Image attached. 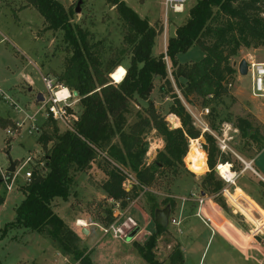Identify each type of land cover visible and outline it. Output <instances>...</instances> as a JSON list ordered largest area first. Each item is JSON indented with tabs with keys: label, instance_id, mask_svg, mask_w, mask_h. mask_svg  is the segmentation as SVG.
<instances>
[{
	"label": "rangeland",
	"instance_id": "374dc122",
	"mask_svg": "<svg viewBox=\"0 0 264 264\" xmlns=\"http://www.w3.org/2000/svg\"><path fill=\"white\" fill-rule=\"evenodd\" d=\"M79 1L80 11L76 13ZM122 1L155 29L157 36L152 56L159 57L165 52L166 41L185 23L189 10L199 0H187L185 11L180 15L170 12L166 14L164 0ZM59 2L66 10H71L72 24L86 33L89 45L95 46L94 51L101 57L102 68L109 60L121 64L110 75L113 83L120 82L130 62V46L124 40L126 31L116 10L109 6L106 0ZM70 55L63 40V31L47 30L43 18L33 7L24 0H0V90L8 94L11 100L25 111L17 112L11 106V101L0 99V117L10 118L12 128L9 129L13 133L8 135L6 129L0 128L1 171L6 172L10 162L19 165L27 157L44 164L45 152L37 143V138L48 118L45 107L41 110L46 100L37 102L35 95L40 91L44 94V99L48 98L42 78H48L58 85L57 78L63 73ZM203 55L198 47L193 46L177 57V65L197 62ZM243 60L247 65L250 61L264 62V46L256 49L241 48L231 59V64L236 70L234 81L228 87L229 96L224 99V104L216 107L220 119L233 121L237 117L246 118L253 128H258L259 134L264 136V100L253 96L250 74L239 75L238 65ZM167 67L171 80V73L176 68L169 62ZM172 87L180 97L174 84ZM30 88L32 90H29ZM19 94L23 100L17 97ZM170 94L168 85L156 77L150 97L132 104V111L126 116V128L138 120L137 114L146 116L149 102L165 117L171 128L179 127V120L168 114L172 104ZM14 95L18 100L12 98ZM74 100L77 99L73 98L71 101ZM80 111L77 102L73 105V112L78 116ZM188 112L197 128L210 131L207 125L208 108H202L200 102L195 101L194 109L188 107ZM27 115H34L35 121L29 120ZM15 122L21 123V127H16ZM57 125L60 132L68 129L59 122ZM214 136L222 154V157L218 156L216 168L222 165V159H227L229 161L226 167L229 170L231 165L230 171L235 173L233 183H228L225 191H222V200L216 198L215 202L210 196L202 193L200 182L208 173L205 157L194 161L204 162L197 166L196 172L189 168L191 165H187L184 158L183 168L177 177L168 175L160 179L151 188L150 194L140 193L138 198L129 202L123 217L114 219L115 225H122L130 218L136 222L138 229L131 240H117L115 247L118 246L120 250L114 253L113 248L111 257L104 255L103 260H107L105 264H142L133 254L136 250L133 242L136 240L143 245L155 231V213L151 216L153 206L157 207L156 210L169 208L166 231L157 238L153 250L158 262L170 264L169 257L178 247L182 258L179 264H264V149L257 153L258 144L253 140L241 138L232 123L227 121L219 123V130ZM145 138L149 144L146 162L150 163L163 148V141L154 130H147ZM222 139L225 141L224 150L218 145ZM260 142L263 144V141ZM192 143L203 151L202 137L190 141L189 148ZM186 159L194 163L187 157ZM99 163L98 158L91 163L86 173L77 179L68 201L55 198L51 202L53 213L78 235L79 248L88 258L91 249L100 239L112 238L102 232V227L106 226L103 219L108 210L116 213V203L108 199L101 190L105 176L98 168ZM40 170L45 172L44 168ZM24 172L25 170L16 178L10 191L6 190L3 183L0 184V194L4 196V203L0 206V264H75L77 261L71 255L59 251L46 235L17 225L15 208L24 198L20 189L25 186ZM203 172L205 173L202 174ZM216 173L218 178L223 180L217 171ZM124 187L128 191L131 182H126ZM200 200H203L202 205ZM222 202L225 207H221ZM78 219L82 220L84 227L77 225ZM173 219L180 224L173 226ZM207 219L210 222L205 221ZM81 229H88L89 236L83 234ZM138 230L142 232L140 235H136ZM129 241H132L130 243L133 245L128 244ZM129 249L133 255L128 252Z\"/></svg>",
	"mask_w": 264,
	"mask_h": 264
},
{
	"label": "trees",
	"instance_id": "16d2710c",
	"mask_svg": "<svg viewBox=\"0 0 264 264\" xmlns=\"http://www.w3.org/2000/svg\"><path fill=\"white\" fill-rule=\"evenodd\" d=\"M24 1L43 18L47 30L63 31V40L71 55L56 83L77 93L81 111L77 121L63 132L51 117L43 123L37 143L45 152V165L32 172L29 184L20 187L24 198L15 208L16 223L46 235L63 254L71 255L82 264H91L79 248L78 235L53 213L51 202L55 198L68 201L77 179L96 159H100L98 168L105 176L101 190L124 212L140 193L150 194L160 179L168 175L177 177L184 158L185 163L191 165L188 167L196 172L197 166L204 162L190 163L186 154L190 141L201 137L208 173L202 178L200 187L205 196L222 200V191L228 185L215 171L218 156L222 157V154L214 136L221 121L232 123L241 138L256 142L257 153L264 149V136L249 120L240 117L233 121L220 119L216 107L224 104V99L229 96L228 87L234 81L236 70L231 59L241 48L264 46V0H199L189 10L185 23L166 41L165 52L159 57L152 56L157 33L148 21L140 18L122 0H106L118 13L126 31L124 40L130 46V62L118 83H113L110 75L121 64L109 60L102 68L95 46L89 45L86 33L72 24L71 10H66L61 2L51 0ZM193 46L204 53L202 59L177 65V57ZM167 62L176 68L171 73V80ZM156 77L170 88L172 104L168 114L175 116L180 126L171 128L149 102L146 116L137 114L138 120L126 128V116L131 113L132 104L150 97ZM195 101L209 109L207 125L210 131L195 126L188 112V107L194 109ZM0 128H12V122L0 118ZM147 130H154L163 141V148L150 163L146 162ZM228 161L222 159L221 164L228 166ZM42 168L45 172H41ZM127 181L131 182L128 191L124 187ZM3 203L4 196L0 194V206ZM222 203L221 207H225ZM156 209V206L151 208V216ZM106 214L103 222L110 225L114 222L113 213L108 210ZM165 231L155 224V231L143 245L134 244L147 264H162L155 259L153 250L157 238ZM169 261L170 264L182 262L178 247Z\"/></svg>",
	"mask_w": 264,
	"mask_h": 264
},
{
	"label": "built area",
	"instance_id": "2783aa9c",
	"mask_svg": "<svg viewBox=\"0 0 264 264\" xmlns=\"http://www.w3.org/2000/svg\"><path fill=\"white\" fill-rule=\"evenodd\" d=\"M54 2H59V0H51ZM187 0H164V7L166 14L168 12L172 13L173 15H180L183 14L185 11V4ZM250 74L251 78V91L254 97L261 98L264 100V62H255L250 61L247 65V74ZM42 82L44 83L45 89L47 91V99L44 105L41 107V110L45 107L46 117H51L54 121L59 122L70 129L71 124L77 121L76 112H73V105L77 103V100L71 101L73 98L72 92H70L67 88L55 85L50 79L43 77ZM64 93L62 97H60V93ZM0 99L4 101H11V106L17 112H25L22 110L11 98L6 94L4 91L0 90ZM29 120L35 121V116H26ZM16 127H21V123L15 122ZM32 128V127H31ZM6 133L8 135H12L13 133L7 128ZM224 139L219 140V147L221 150H224ZM32 165V166H31ZM43 167V163H37L33 160L32 157H27L23 162L19 165L15 163L14 171L9 173L8 170L3 172L0 170V183L5 185L7 191L12 189L13 184L15 183L16 178L24 172V181L25 185L29 184L31 181L32 172L38 167ZM218 169V167H217ZM230 170L232 169L230 165ZM218 172V170H217ZM221 177V176H220ZM233 177H235V173H233ZM232 177V178H233ZM222 178V177H221ZM225 183H233L232 179L227 180L224 179ZM234 179V178H233ZM130 182V181H127ZM225 191V190H224ZM222 195V194H221ZM203 204V200H200V205ZM200 211V210H199ZM124 212L120 211L118 204L116 203V213H113V218H120L123 217ZM210 222L209 219L205 220ZM77 225L81 227L82 225ZM173 226H178L180 223L173 219L171 221ZM84 227V226H82ZM137 224L134 220L127 218L122 225H115L113 222L110 225H106L102 227V232L104 235H109L115 240H123L126 239L130 234H132L135 230H137ZM75 264H82L80 261L75 262Z\"/></svg>",
	"mask_w": 264,
	"mask_h": 264
},
{
	"label": "crops",
	"instance_id": "0c3cea01",
	"mask_svg": "<svg viewBox=\"0 0 264 264\" xmlns=\"http://www.w3.org/2000/svg\"><path fill=\"white\" fill-rule=\"evenodd\" d=\"M29 90H32L31 88L29 89ZM38 94H42V96L44 95L43 93H41L40 91H37L36 92V98H37V95ZM13 97H15V100H18V98H21V100H23L22 99V97L20 96V94L16 97L15 95L14 96H12V98ZM20 100V101H21ZM43 100H44V98H43ZM9 117V116H8ZM1 118V117H0ZM1 119H4V120H8V121H11L10 120V118H4V117H2ZM77 221H81L82 222V220H80V219H78ZM83 223V222H82ZM81 230H83V229H81ZM87 231V234H88V236H89V230L87 229L86 230ZM139 233V234H138ZM142 232L141 231H139L138 230V232H137V234L136 235H140ZM135 235V236H136ZM104 239H106V238H102V239H100V241L97 243V244H95V246L91 249V253H90V255H89V260H90V263L91 264H105V262L107 261L106 260V258H105V260H103V256L104 255H106L105 257H111L113 254L111 253V250H113V248L115 249L114 250V253H116V252H118L119 250H120V248L117 246V247H115V243L117 242V240L115 241V239H113V238H108V240H104ZM130 242H132V241H129L128 242V244H131V245H133V243L135 244V243H139L138 241H134L133 243H130ZM134 247V246H133ZM95 251V253H93ZM128 252L129 253H131L132 254V251L129 249L128 250ZM119 254H120V252H119ZM133 254L134 255H136V258L137 259H139L140 261H141V263L142 264H147L143 259H141L140 258V256H139V254L137 253V250H134L133 251ZM132 254V255H133ZM156 259V258H155ZM159 262H161V261H159ZM163 264V263H162Z\"/></svg>",
	"mask_w": 264,
	"mask_h": 264
},
{
	"label": "water",
	"instance_id": "95a60500",
	"mask_svg": "<svg viewBox=\"0 0 264 264\" xmlns=\"http://www.w3.org/2000/svg\"><path fill=\"white\" fill-rule=\"evenodd\" d=\"M79 3L77 4V7L75 9L76 13H79L80 9H79ZM238 73L241 76H246L247 75V63L246 61H241L238 65ZM73 97H77V93L76 92H72ZM37 102H42L43 101V96L42 94H38L37 95ZM14 167H15V163L10 162L9 163V167H8V172L12 173L14 171ZM217 171V168L216 170ZM168 216H169V208H166L164 210H157L155 212L154 215V222L156 225L160 226L161 228H166L167 226V221H168ZM135 232V231H134ZM134 232L132 234H130L127 239L131 240L134 237ZM83 234H87V231L85 229L82 230Z\"/></svg>",
	"mask_w": 264,
	"mask_h": 264
},
{
	"label": "bare ground",
	"instance_id": "6f19581e",
	"mask_svg": "<svg viewBox=\"0 0 264 264\" xmlns=\"http://www.w3.org/2000/svg\"><path fill=\"white\" fill-rule=\"evenodd\" d=\"M64 93L63 92L60 93L59 94L60 97H62V95H64ZM186 157L190 161L194 162V161H197V160L204 158L205 156H204V152L202 150H200L194 143H192ZM217 170H218V173L220 174V176H222V178L227 179V180L232 179L233 172H231L230 169L228 170V168L226 166L219 165ZM78 224L82 225L83 223L81 221H79Z\"/></svg>",
	"mask_w": 264,
	"mask_h": 264
},
{
	"label": "snow or ice",
	"instance_id": "6c2138e0",
	"mask_svg": "<svg viewBox=\"0 0 264 264\" xmlns=\"http://www.w3.org/2000/svg\"><path fill=\"white\" fill-rule=\"evenodd\" d=\"M122 71V70H121Z\"/></svg>",
	"mask_w": 264,
	"mask_h": 264
}]
</instances>
